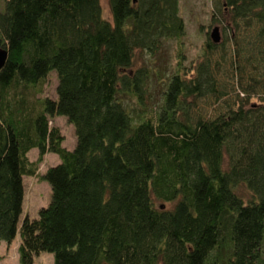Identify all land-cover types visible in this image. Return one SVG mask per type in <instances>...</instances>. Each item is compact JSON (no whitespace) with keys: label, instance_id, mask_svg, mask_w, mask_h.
Returning <instances> with one entry per match:
<instances>
[{"label":"trees","instance_id":"16d2710c","mask_svg":"<svg viewBox=\"0 0 264 264\" xmlns=\"http://www.w3.org/2000/svg\"><path fill=\"white\" fill-rule=\"evenodd\" d=\"M213 1L228 44L209 32L187 60L180 0H1L0 240L19 233V264H264V0ZM51 71L56 97L33 99ZM46 153L50 200L19 222Z\"/></svg>","mask_w":264,"mask_h":264},{"label":"rangeland","instance_id":"374dc122","mask_svg":"<svg viewBox=\"0 0 264 264\" xmlns=\"http://www.w3.org/2000/svg\"><path fill=\"white\" fill-rule=\"evenodd\" d=\"M103 14L109 15V10L106 0H101ZM213 0H180V13L185 21V34L182 37L183 48L187 60L195 59L199 56L200 50L204 47V40L206 36H209V32L214 25L210 19V12L213 8ZM1 8V0H0ZM219 25V24H217ZM227 32V31H226ZM220 44L224 41V45L228 44V40H225V33L219 25L218 29ZM171 43H166L164 49H162L159 58H150V65L152 68L158 70L161 69V75H165L170 68V61L173 57L174 51L171 49ZM143 61L148 62L149 58L143 56ZM143 61H138L141 63ZM167 71V72H165ZM56 75L55 72L51 71L45 77V80L40 83L37 88L40 92L32 91V98L36 97H49L54 99L56 97ZM160 84H156L153 88V98L157 99ZM51 124L56 125L60 133L63 134L64 140L63 145L67 149H72L75 144V135L72 125L63 116H55L51 118ZM37 151L32 148L28 152V157L31 161H36ZM59 158L54 153H46L42 160L35 164L36 172L34 174L23 175V208L19 216V222L27 215L29 218H35L38 215L40 207L46 206L50 200V186L43 180L40 175L51 165L56 164ZM238 193L246 199L250 194L243 187L239 186ZM19 244V233L17 232L15 238L10 245H6L0 240V264H19L17 258V246ZM264 246V245H263ZM53 254L50 252H40L33 257V264H52Z\"/></svg>","mask_w":264,"mask_h":264},{"label":"water","instance_id":"95a60500","mask_svg":"<svg viewBox=\"0 0 264 264\" xmlns=\"http://www.w3.org/2000/svg\"><path fill=\"white\" fill-rule=\"evenodd\" d=\"M210 38L213 42H217L219 40V33H218V27L214 26L210 31ZM7 55L6 49L0 47V67L2 63L4 62V59Z\"/></svg>","mask_w":264,"mask_h":264}]
</instances>
